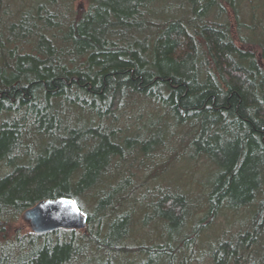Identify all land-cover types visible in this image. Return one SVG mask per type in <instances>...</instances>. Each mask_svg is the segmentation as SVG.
Masks as SVG:
<instances>
[{"label":"trees","instance_id":"trees-1","mask_svg":"<svg viewBox=\"0 0 264 264\" xmlns=\"http://www.w3.org/2000/svg\"><path fill=\"white\" fill-rule=\"evenodd\" d=\"M28 3L0 15V264H264V0ZM199 161L197 194L160 182ZM60 197L83 229L14 226Z\"/></svg>","mask_w":264,"mask_h":264},{"label":"water","instance_id":"water-1","mask_svg":"<svg viewBox=\"0 0 264 264\" xmlns=\"http://www.w3.org/2000/svg\"><path fill=\"white\" fill-rule=\"evenodd\" d=\"M21 218L35 234L57 229L80 230L86 224L85 215L71 197L40 200L25 210Z\"/></svg>","mask_w":264,"mask_h":264},{"label":"rangeland","instance_id":"rangeland-1","mask_svg":"<svg viewBox=\"0 0 264 264\" xmlns=\"http://www.w3.org/2000/svg\"><path fill=\"white\" fill-rule=\"evenodd\" d=\"M27 0H0V15H2V11L4 8H7L6 4L8 5L7 11L9 14H11V18L16 17V13L13 14L12 11H16L17 13L19 12V9L24 8L25 6H28L31 3L26 4ZM29 1V0H28ZM21 7V8H20ZM72 8L76 9H85L87 7V0H72L71 3ZM146 112L144 113V115ZM140 115V114H139ZM146 116V115H145ZM141 118V117H140ZM141 119H144L143 117ZM183 165H185L184 168H182V174L180 175V170H178L177 174L172 173L168 174L163 180L160 182L166 183V181H170V179L174 182L173 184H178L184 183L185 179L189 183V185H181L185 189L191 190V192L197 194V187L199 184H202L206 182V179L208 175L212 171V165L208 164L207 162L199 161L196 163H193V165H189L186 162H183ZM153 167V166H152ZM186 167L192 169V177L190 179L187 177L188 175V168L185 169ZM185 169V170H184ZM202 186V185H200ZM224 217L226 216H220L215 223H214V229H219L221 230L224 226L221 224V219H225ZM225 221V220H224ZM220 223V224H217ZM23 224V225H22ZM19 232H25L27 230L31 231L29 226L20 218L19 222L14 225ZM213 226V225H212ZM32 232V231H31ZM210 238V237H209ZM207 238V239H209Z\"/></svg>","mask_w":264,"mask_h":264}]
</instances>
